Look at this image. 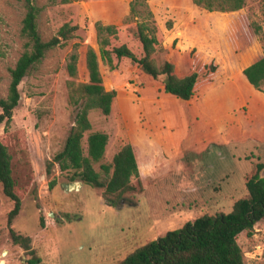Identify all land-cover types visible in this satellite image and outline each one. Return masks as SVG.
Instances as JSON below:
<instances>
[{"label": "rangeland", "instance_id": "rangeland-1", "mask_svg": "<svg viewBox=\"0 0 264 264\" xmlns=\"http://www.w3.org/2000/svg\"><path fill=\"white\" fill-rule=\"evenodd\" d=\"M34 4L41 8L37 29L42 41L64 24L76 27L73 38L46 51L22 79L11 122L0 126L21 197L11 227L30 237L39 264H114L200 215L229 212L246 195L244 177L256 161L252 156L264 163V87L253 88L242 71L264 56V0H244L241 10L230 13L209 12L191 0ZM25 13L22 0H0L1 99L7 94L10 70L25 49L20 32ZM98 24L115 28L110 47L125 44L137 57V26H145L158 42L157 63L172 54L179 75L195 68L207 76L210 66L216 68L211 81H199L188 102L196 119L193 139L181 101L163 92L161 79L145 75L128 59L113 58L114 68L99 60L103 84L116 95L109 115L95 110L88 115L91 132L108 136L104 157L94 170L105 181L100 164H111L126 143L139 164V177L130 182L133 189L120 198L104 196L80 181L67 189L65 185L75 183L70 182L71 172H61L57 165L47 171V162L62 149L73 123L67 57L75 47L76 81L87 82L85 52L88 47L98 50ZM11 208L0 185V264H28L32 256L9 235ZM237 243L245 264H264V221L239 234Z\"/></svg>", "mask_w": 264, "mask_h": 264}, {"label": "trees", "instance_id": "trees-1", "mask_svg": "<svg viewBox=\"0 0 264 264\" xmlns=\"http://www.w3.org/2000/svg\"><path fill=\"white\" fill-rule=\"evenodd\" d=\"M26 13L21 23V35L26 39L25 49L21 53L14 67L10 70V83L6 97L0 98V126L11 122L13 111L20 100L18 86L29 71L44 58L45 52L64 45L74 37L75 26L62 25L47 42L42 41L38 29L37 19L41 8L34 4V0H22ZM59 4H70L74 0H54ZM198 7L209 12L230 13L243 8L244 0H191ZM147 28L137 26L136 39L141 47V55L136 56L125 44L111 46L110 38L116 39L113 26H96L98 50L88 47L85 52V66L88 74L87 82H77L76 48L69 53L66 62V82L69 91V103L74 109L73 123L65 138L62 149L47 162V171L57 165L61 172H71L70 182L80 181L96 190H102L104 196L115 195L120 198L133 188L132 178L139 177V167L134 148L123 144L113 155L111 164H100L101 173L106 177L102 181L100 174L94 170V165L100 163L104 157L108 144V136L103 132H91L89 121L90 111H99L107 116L111 111V104L116 95L114 90H108L103 84L99 69V60L114 68L113 58L128 59L131 64L152 79H161L163 92L181 101L188 123V136L196 139V119L191 116L188 102L196 92L200 80L209 82L215 67L210 66L207 76L195 68L183 75L177 73L176 60L168 54L158 64L154 55L158 42L150 36ZM242 75L249 85L255 89L264 87V56L243 69ZM86 150L82 147L84 135ZM195 140H193L194 142ZM183 149V146H182ZM256 160L251 162L250 172L244 177L246 195L236 200L227 213L214 215L203 214L186 222L182 227L167 231L156 240L136 248L132 253L114 264H245L243 252L237 243V236L244 231H251L253 227L264 221V163L260 157L252 156ZM0 185L3 195L12 202V208L7 215V225L10 238L15 245H19L32 257L28 264H39V257L34 256L31 249V239L15 233L12 222L21 209V197L15 185L11 171V158L7 146L0 140ZM53 183L51 184V187ZM108 205L114 202L105 199ZM43 224V222H41Z\"/></svg>", "mask_w": 264, "mask_h": 264}, {"label": "water", "instance_id": "water-1", "mask_svg": "<svg viewBox=\"0 0 264 264\" xmlns=\"http://www.w3.org/2000/svg\"><path fill=\"white\" fill-rule=\"evenodd\" d=\"M80 184L78 182L72 183V184H67L65 185V188L69 189V188H75L77 186H79Z\"/></svg>", "mask_w": 264, "mask_h": 264}, {"label": "crops", "instance_id": "crops-1", "mask_svg": "<svg viewBox=\"0 0 264 264\" xmlns=\"http://www.w3.org/2000/svg\"><path fill=\"white\" fill-rule=\"evenodd\" d=\"M136 154V153H135ZM136 158H137V155H136ZM138 162V161H137ZM138 167H139V164H138Z\"/></svg>", "mask_w": 264, "mask_h": 264}]
</instances>
